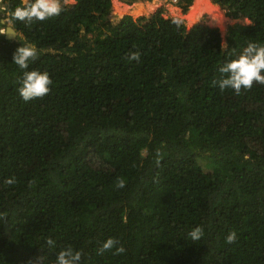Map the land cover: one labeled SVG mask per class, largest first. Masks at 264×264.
<instances>
[{"label":"trees","instance_id":"trees-1","mask_svg":"<svg viewBox=\"0 0 264 264\" xmlns=\"http://www.w3.org/2000/svg\"><path fill=\"white\" fill-rule=\"evenodd\" d=\"M213 1L249 22L226 42L162 10L114 23L112 0L62 2L31 25L13 18L31 0L2 1L19 35L0 34V264H55L69 246L81 264H264V85H213L264 45V0ZM22 44L38 53L27 71L53 81L30 102L13 63ZM108 238L126 251L97 255Z\"/></svg>","mask_w":264,"mask_h":264},{"label":"clouds","instance_id":"clouds-1","mask_svg":"<svg viewBox=\"0 0 264 264\" xmlns=\"http://www.w3.org/2000/svg\"><path fill=\"white\" fill-rule=\"evenodd\" d=\"M61 11V0H31L25 7H17L13 12V18L31 25L33 22H43L54 16H58ZM0 22L4 24L3 22L6 21L0 20ZM3 26H0V28ZM9 32L15 33L11 28L5 31L3 27L0 34H7ZM37 58L38 53L35 46L27 44H22L21 47H18L13 55V63L21 70H25L23 71L22 78L18 81L20 84L18 92L25 102H30L36 98H43L46 96L51 90L50 85L53 83L47 72H40L37 70L27 71L29 61H34ZM128 58L138 61L140 59V53L133 52ZM219 72L223 74L222 78L214 80L213 85L218 86L221 91L233 89L235 93L239 95L242 90H251L254 83L264 85V74H262L264 73V45L249 43L237 59L223 64V66L219 68ZM160 157L161 153L157 150L156 163L158 165L161 162ZM15 182V177L5 180V183L8 185H12ZM116 186L117 188H123L125 186V181L123 179H118ZM203 235L204 233L201 227H195L188 233L189 238L193 242L199 241ZM235 240L236 233L233 231L227 236L226 241L231 244L234 243ZM47 243L50 247H55V241L51 238L48 239ZM118 245L119 241L117 239L108 238L98 248L97 255H103L113 250L114 255L124 253L126 249L122 245ZM82 257L83 252L81 250H74L69 246L56 254L55 264H81ZM44 259V257H39L37 264H43Z\"/></svg>","mask_w":264,"mask_h":264},{"label":"rangeland","instance_id":"rangeland-1","mask_svg":"<svg viewBox=\"0 0 264 264\" xmlns=\"http://www.w3.org/2000/svg\"><path fill=\"white\" fill-rule=\"evenodd\" d=\"M0 0V20L4 22V29L12 23L8 20L6 13L2 12L4 7ZM27 1V0H25ZM62 2L71 4L74 0H61ZM192 16V9H195ZM157 10H162L165 16L178 18L186 23L187 26H192L195 23H205L216 25L219 27L223 39L227 37L229 28L234 24H248L249 22L243 18H235L228 14L225 7L215 3L213 0H191L187 4L186 1L173 0H112V13L110 20L117 22L124 15L129 14L133 17L141 15H151ZM2 24V22H0ZM209 24V25H211ZM3 27L0 28L3 29ZM92 36L91 33L88 34Z\"/></svg>","mask_w":264,"mask_h":264},{"label":"water","instance_id":"water-1","mask_svg":"<svg viewBox=\"0 0 264 264\" xmlns=\"http://www.w3.org/2000/svg\"><path fill=\"white\" fill-rule=\"evenodd\" d=\"M3 23H4V22H3ZM211 26H216V25H211ZM216 27H218V26H216ZM8 28L13 29L15 33H13V32H9V33H7V34H4L5 37H6L7 39H10V40H15V39L17 38V36L19 35V32L15 29V27H14L13 25H8V26H6L5 31H6ZM223 41L226 42V38L223 39Z\"/></svg>","mask_w":264,"mask_h":264},{"label":"bare ground","instance_id":"bare-ground-1","mask_svg":"<svg viewBox=\"0 0 264 264\" xmlns=\"http://www.w3.org/2000/svg\"><path fill=\"white\" fill-rule=\"evenodd\" d=\"M196 9H198V8L192 9V12H191L192 16L194 15V12Z\"/></svg>","mask_w":264,"mask_h":264},{"label":"built area","instance_id":"built-area-1","mask_svg":"<svg viewBox=\"0 0 264 264\" xmlns=\"http://www.w3.org/2000/svg\"><path fill=\"white\" fill-rule=\"evenodd\" d=\"M173 1H178V0H173Z\"/></svg>","mask_w":264,"mask_h":264}]
</instances>
